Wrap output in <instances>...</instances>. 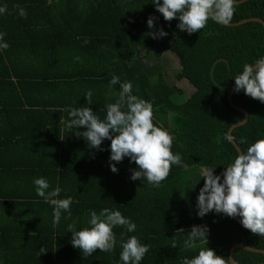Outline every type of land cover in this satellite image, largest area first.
<instances>
[{
    "label": "trees",
    "instance_id": "1",
    "mask_svg": "<svg viewBox=\"0 0 264 264\" xmlns=\"http://www.w3.org/2000/svg\"><path fill=\"white\" fill-rule=\"evenodd\" d=\"M5 5L0 32L6 33L4 41L10 46L0 50V111L17 125L6 123L0 137V173L7 184L0 186V209L5 213L0 216V264H123L121 233L124 239L135 235L150 246L140 264H182L201 247L227 259L237 243L264 250V236L231 217L197 214L202 168H215L219 175L239 154L228 132L245 116L229 103L228 94L243 65L264 56L262 24L225 26L209 20L189 35L177 28L178 19L165 21L151 0H0V7ZM17 5L26 10V18ZM150 16L156 17L152 29L147 24ZM255 17L264 20V0L238 4L230 23ZM160 28L168 35L153 39L151 32ZM151 47H156L154 57ZM167 50L181 66L176 79L194 87L189 97L167 81L162 61ZM113 76L120 83L131 81L132 94L153 104L154 123L175 137L172 151L181 155V165H173L158 187L131 180L137 165L128 157L113 173L110 140L102 142L103 151L90 149L76 135L85 128L69 131L61 123L69 118L65 109L70 107H91L104 119L106 105L115 102L120 91V83L110 86ZM88 91L92 105H87ZM233 102L249 113L248 122L233 132L246 151L264 138V103L243 90L234 94ZM2 152L6 160H1ZM38 177L47 179L49 190L61 188L58 198H72L71 219L62 213L53 226V207L35 191ZM103 208L119 210L136 230L115 227L114 251L97 249L84 257L72 247L67 226L75 220L76 230H81L89 226L90 212ZM10 212L24 222L17 223L22 219ZM193 225L208 227L207 243L197 241L198 248L186 249L184 240ZM173 241L176 248L170 247ZM234 259L264 264L263 254L241 248Z\"/></svg>",
    "mask_w": 264,
    "mask_h": 264
},
{
    "label": "clouds",
    "instance_id": "2",
    "mask_svg": "<svg viewBox=\"0 0 264 264\" xmlns=\"http://www.w3.org/2000/svg\"><path fill=\"white\" fill-rule=\"evenodd\" d=\"M156 11L162 14L165 21L178 19L177 28L189 35L201 31L209 20L227 26L232 20L239 0H151ZM19 15L27 17L25 9L18 5ZM7 12V6L0 7V14ZM156 17L150 16L147 24L154 27ZM6 33L0 32V50H6L10 45L4 41ZM153 39L168 35L160 28L152 31ZM87 43V40L85 41ZM79 59V57H77ZM236 93L243 90L244 94L264 103V56L252 63H245L242 71L234 78ZM120 83L118 76H113L110 86ZM132 83H120V91L115 102L106 105L104 119L93 112L91 107H70L67 120H61L65 128H85L76 132L88 142L90 149L103 151L102 142L110 140V168L118 172L116 164L125 157L137 165L132 169L131 180H145L148 184L159 186L170 174L173 165H181L182 157L172 151L175 137L163 127L154 123L153 104L132 94ZM87 105H92V92L85 94ZM114 162V163H113ZM204 185L197 197L198 216L204 217L209 212L224 214L228 217H239L242 226L251 233L264 236V138L250 144L246 151H241L219 175L214 174L215 168H202ZM61 170V169H58ZM36 194L45 203L53 207V226L62 216L71 219L70 206L72 198H58L61 188L49 190L46 178L38 177L33 181ZM88 225L76 230V221L68 224L67 230L72 233L71 244L78 248L84 257L91 256L97 249L101 252H112L117 245L113 229L124 227L128 233L135 232L136 224L122 215L119 210L103 208L99 213L90 212ZM179 232H184L180 229ZM209 232L207 226L193 225L184 240L186 249L198 248L197 241L207 243ZM121 233L120 260L123 264H140L149 245L142 244L140 239L131 235L124 239ZM172 248H176L175 241ZM43 252V249H41ZM182 264H231V260L217 255L211 248H199L198 254L189 259L185 257Z\"/></svg>",
    "mask_w": 264,
    "mask_h": 264
},
{
    "label": "water",
    "instance_id": "3",
    "mask_svg": "<svg viewBox=\"0 0 264 264\" xmlns=\"http://www.w3.org/2000/svg\"><path fill=\"white\" fill-rule=\"evenodd\" d=\"M246 1H249V0H241V1L238 2V4H242V3L246 2ZM249 22H258V23H260V24H262L264 26V21L262 19H260V18H250V19L242 20V21L237 22V23H229L227 26H239V25H243V24H246V23H249ZM234 88H232L230 90L229 94H228V101H229V103L234 108H236L237 110L241 111L244 114L245 118L243 119V121L238 122V123H236V124H234V125L231 126V128L229 129V132H228V136H229L230 142L233 144V146L236 148L237 152L239 153L242 150L238 146V144L236 143V141L234 140V138H233V132H234V130L237 127H241V126L245 125L248 122V120H249V113L245 109H243V108H241L239 106H236L234 104V102H233V96L236 93L234 91ZM232 219H234L236 222H238L242 226V224L240 222V218L235 217V218H232ZM238 248H241V249H244V250H248V251H251V252H254V253H259V254H263L264 255V250L263 249L253 248V247H250V246L241 244V243H237V244H234L230 248V251H229V259L231 260V264H242V263L237 262L234 259V252Z\"/></svg>",
    "mask_w": 264,
    "mask_h": 264
},
{
    "label": "rangeland",
    "instance_id": "4",
    "mask_svg": "<svg viewBox=\"0 0 264 264\" xmlns=\"http://www.w3.org/2000/svg\"><path fill=\"white\" fill-rule=\"evenodd\" d=\"M155 49L156 47L150 48L152 53L151 57H154ZM162 61L165 68L167 69V71L165 72L168 83L170 85H175L187 92L188 97L191 96L194 92V87L187 80H177L175 77L176 73L179 72V70L181 69L177 56L172 51L167 50L162 56Z\"/></svg>",
    "mask_w": 264,
    "mask_h": 264
},
{
    "label": "crops",
    "instance_id": "5",
    "mask_svg": "<svg viewBox=\"0 0 264 264\" xmlns=\"http://www.w3.org/2000/svg\"><path fill=\"white\" fill-rule=\"evenodd\" d=\"M9 119H11V117H10V115H7L6 113H4L3 111H0V137H1V135H2V130H3V127H4V125L7 123V124H9V125H12V126H15V125H17V122L15 121V119L14 118H12L9 122H8V120ZM3 138V137H2ZM25 146H26V143L25 142H23L22 143V147L25 149ZM11 153V152H10ZM13 156H14V154L13 153H11ZM1 156H2V158H1V160H6L7 159V153L6 152H2V154H1ZM14 158H15V156H14ZM3 175V176H2ZM3 177V178H2ZM6 176H5V174H1L0 173V186L2 187V188H4L5 186H7V184L4 182V178H5ZM9 186V185H8ZM39 209V208H38ZM2 214H5V213H3V208L2 209H0V216L2 215ZM8 215H10V216H12L14 219H22V218H19V217H15L14 215H13V213L12 212H10V214H8ZM7 219V216L5 217V218H2V221H4V220H6ZM1 221V220H0ZM24 222V219H22V220H19V221H17V223H23ZM15 226H17L16 224H15Z\"/></svg>",
    "mask_w": 264,
    "mask_h": 264
},
{
    "label": "flooded vegetation",
    "instance_id": "6",
    "mask_svg": "<svg viewBox=\"0 0 264 264\" xmlns=\"http://www.w3.org/2000/svg\"><path fill=\"white\" fill-rule=\"evenodd\" d=\"M255 18H258V17H255ZM261 19V18H260ZM263 20V19H262ZM264 21V20H263Z\"/></svg>",
    "mask_w": 264,
    "mask_h": 264
}]
</instances>
